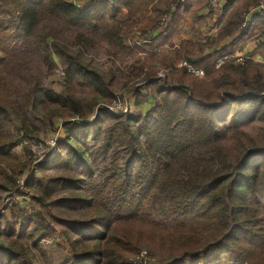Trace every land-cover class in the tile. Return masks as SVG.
I'll use <instances>...</instances> for the list:
<instances>
[{
	"label": "trees",
	"instance_id": "trees-1",
	"mask_svg": "<svg viewBox=\"0 0 264 264\" xmlns=\"http://www.w3.org/2000/svg\"><path fill=\"white\" fill-rule=\"evenodd\" d=\"M190 2L0 0L1 183L31 208L12 216L1 259L30 264L28 256L35 255L26 239L33 250L38 234H55L50 219L71 252L61 264H133L143 248L167 264H264V225L257 214L264 180L261 188L251 173L264 163V143L230 155L218 139L224 129L234 139L244 135L243 116L264 118V81L250 59L240 65L230 57L217 67L222 53L205 52L236 31L244 33L243 15L232 14L214 39L181 41L163 77L154 66L183 20H200L189 12ZM133 37L145 43L127 45ZM102 44L114 59L128 58L129 75L105 74L85 61V51ZM28 52L39 54L47 74L56 69L52 56L58 57L64 92L44 88L27 67L29 79L22 78L18 58ZM181 62L204 76L176 68ZM119 82L122 89L137 86L136 106L144 103L142 90L150 94V109L142 115L102 109L115 99ZM75 85L90 89L92 97L71 94ZM39 107L50 125L57 118L62 124L55 152L41 162L30 148L41 138L28 115ZM18 147L23 160L12 154ZM150 207L172 216L175 227H166Z\"/></svg>",
	"mask_w": 264,
	"mask_h": 264
},
{
	"label": "rangeland",
	"instance_id": "rangeland-1",
	"mask_svg": "<svg viewBox=\"0 0 264 264\" xmlns=\"http://www.w3.org/2000/svg\"><path fill=\"white\" fill-rule=\"evenodd\" d=\"M71 3H76L78 5L86 4L91 0H68ZM74 1V2H73ZM240 6H236V10H238ZM231 10L230 13L236 11ZM243 10V8H242ZM240 13L243 15V19L246 14L249 13L250 9L247 10V12L239 10ZM126 11L124 10L122 14L119 15V19L123 20L125 19ZM231 16V14L229 15ZM229 16L227 19H229ZM255 22L251 28L248 34V39L250 40H256L257 37L263 36L264 37V27L260 29L254 28ZM241 29L242 26H241ZM247 30V29H246ZM246 32V31H245ZM134 38V37H133ZM201 39V38H200ZM72 39L69 38L68 42L72 43ZM127 45L134 46L132 44V39L127 40ZM23 54V53H20ZM38 55V56H37ZM34 54L32 52H28L26 55H21L20 58H18L19 63H17V67H21L20 71H23V79H29L30 74H37L39 77L42 78L43 81V87L46 89H51L55 91L56 93H62L64 92V81H63V69L60 63V60L56 56H52L53 60L56 64V69L51 74H47L44 68H41L40 62H39V54ZM84 59L86 62L90 63L93 67H96L99 71L102 73L108 74L110 71H114L116 76H120L121 72L126 75L128 73L129 75V68H130V61L128 58L122 59V60H116L111 56V49L105 45L102 44L97 49L92 51H85L84 53ZM259 65V70L262 75L263 81H264V64H257ZM154 66L156 68V71L163 75V71L165 68H159L157 67L156 60L154 61ZM29 68L26 70H30V74L26 73V70H23L25 68ZM163 72V73H162ZM163 77V76H160ZM123 81V80H122ZM123 83V82H122ZM121 82H119L118 89L116 91L115 99L112 102H107L104 104H100V106H106L109 108H112L113 111H109L114 114H118V112L114 111H120V108L123 105H128L130 103V100L135 101L134 92L137 89V86L127 87L125 89L121 88ZM134 91V92H133ZM133 93V95H132ZM71 94L74 96L89 100L93 93L90 89L75 85L74 88L71 90ZM264 96V94H263ZM121 106V107H120ZM131 107V106H130ZM136 106H132L130 108V112L128 114H141V111H137ZM102 108V107H101ZM104 109V108H102ZM105 110V109H104ZM140 112V113H139ZM30 117V124L32 126V130L36 133V137L41 138V140H44L47 143H50L52 140V135L56 128H58V124L60 123V119H54L52 121V125L49 124L47 121V111L45 108L39 107L35 111H30L28 113ZM142 115V114H141ZM14 124L17 126V122H14ZM52 126V127H51ZM240 128L243 131L244 135H241L239 139H234L231 136V133L227 130H223L222 133L219 135V143L225 148V150L230 155L238 154L239 151L243 149H255L257 148L261 143H264V118L260 115H247L243 116L240 120ZM48 147V155L53 154L54 147L47 146ZM18 152H14V156L20 158V160L24 159L23 151L20 147H18ZM243 148V149H242ZM35 157V155H33ZM51 157V155H50ZM50 159V158H49ZM252 176H254L257 180V184L261 186L260 181L264 180V163L262 165L256 164L254 168L251 169ZM263 178V179H262ZM1 179H3V175L0 172V187H4L5 191L0 189V245H8L9 241L6 238V232L12 227V218L13 215H18L20 212H22V208H24V211H31V208L29 204L23 201V198L12 196L11 193H8V190H10L9 186H3L4 184L1 183ZM24 191V190H23ZM26 191V190H25ZM260 207L257 210V214L259 216L260 222L264 225V198L261 196L259 197ZM254 203V201H253ZM14 204L16 206H14ZM22 207V208H21ZM150 211L154 213L155 217L163 222V224L168 228H174L175 227V221L172 216L168 214H163L156 208L150 207ZM31 213V212H30ZM62 214V213H61ZM61 214H57L58 217H60ZM13 216V217H12ZM61 217H65L64 215H61ZM50 223V227L55 226L56 232L55 234H38L36 236L40 237V240L38 242V247L33 248L32 250V239H26L27 244L29 245L31 251H33L35 257L32 258L31 255L28 256L30 259V264H61L64 260L71 257V252L69 250V247L66 243V240L64 239L63 235L61 234V228L56 225L52 220H48ZM147 250L146 248L141 249ZM140 252V251H139ZM154 262L157 264H167L163 261H160L158 257L153 256ZM133 260V259H132ZM0 264H8L7 260L0 258Z\"/></svg>",
	"mask_w": 264,
	"mask_h": 264
},
{
	"label": "crops",
	"instance_id": "crops-1",
	"mask_svg": "<svg viewBox=\"0 0 264 264\" xmlns=\"http://www.w3.org/2000/svg\"><path fill=\"white\" fill-rule=\"evenodd\" d=\"M229 1L232 3L228 8L224 9V6L228 4ZM251 1L252 0H224L221 7H212L210 5V0H191L189 12H196L200 20L193 19L192 16L183 20L182 27L171 44L158 51L155 58L158 65L157 67L167 68V66L172 63L175 52L181 41H196L204 37L214 39L223 26L226 25L228 21L226 18H228L230 14L232 15L235 12H240V9L242 11V8L244 10L247 5L248 9L253 8L252 5H249ZM182 3L185 4V0H182ZM73 4L76 3L74 2ZM236 6H240L237 7L239 8L238 10H236ZM231 10L236 11L230 13ZM251 14L253 16L255 15L256 18L254 28L260 29L264 27V10H255ZM245 34V31L244 33L243 31H236L232 35L222 39L219 43H215L209 49H206L205 52L207 54L215 52L222 53L221 59L243 56L244 58L250 59L255 64H264V38L259 40L257 37L256 40H250V38L248 39V35L245 36ZM154 35L155 33L152 34V36ZM141 93L144 95V103L136 107V109L138 108L137 111H141V114H144L153 105V100L146 91L142 90ZM129 105L131 107L134 106V100H130ZM18 150L19 148H15L12 154L14 155V152H18Z\"/></svg>",
	"mask_w": 264,
	"mask_h": 264
},
{
	"label": "built area",
	"instance_id": "built-area-1",
	"mask_svg": "<svg viewBox=\"0 0 264 264\" xmlns=\"http://www.w3.org/2000/svg\"><path fill=\"white\" fill-rule=\"evenodd\" d=\"M74 2V1H73ZM222 2H224V0H210V5L212 7H221ZM254 9V10H253ZM249 11V13L245 16L244 18V22L242 24V28L243 29H247L246 30V34L245 36H247L249 34L248 31L251 30L256 18L255 15L253 16L251 13L255 10H264V2L261 3V5L258 8H253ZM248 32V33H247ZM205 38V37H204ZM263 36L258 37L259 40L263 39ZM143 43H145L144 41L140 40L139 38L135 37L132 39V44L133 45H142ZM232 58V57H231ZM235 59V64H243L244 63V57L243 56H236L233 57ZM227 59V58H226ZM226 59H221L218 64L217 67H219L221 64H223V62ZM176 68L180 69V68H184L186 69V71L193 75L194 77L197 78H202L204 76V73L202 70L195 68L193 65L189 64L188 62H181L178 63L176 66ZM160 76H163L162 74H160ZM102 108H104L107 111H113L112 108L106 107V106H101ZM121 107V106H120ZM130 105L126 104L123 105L120 108V111H114V112H118V114H126L130 112ZM61 123L58 124V128L56 130V132L52 135V140L50 143L45 142L44 140H39L38 144L32 145L30 144V148L32 153L35 155V158L37 159L38 162L47 160L50 157V155L52 156V154L48 155V145L54 147V150L52 153L55 152L56 149V141L62 138V128H61ZM133 264H156L154 262V259L149 255V253L146 250H142L140 251L136 257L132 260ZM158 264V263H157Z\"/></svg>",
	"mask_w": 264,
	"mask_h": 264
}]
</instances>
